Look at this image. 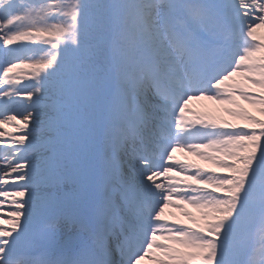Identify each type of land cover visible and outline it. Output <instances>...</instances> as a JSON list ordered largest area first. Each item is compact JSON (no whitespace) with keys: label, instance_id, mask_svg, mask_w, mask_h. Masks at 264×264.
Segmentation results:
<instances>
[{"label":"snow or ice","instance_id":"obj_1","mask_svg":"<svg viewBox=\"0 0 264 264\" xmlns=\"http://www.w3.org/2000/svg\"><path fill=\"white\" fill-rule=\"evenodd\" d=\"M258 29L264 0H0V264H264Z\"/></svg>","mask_w":264,"mask_h":264},{"label":"rangeland","instance_id":"obj_2","mask_svg":"<svg viewBox=\"0 0 264 264\" xmlns=\"http://www.w3.org/2000/svg\"><path fill=\"white\" fill-rule=\"evenodd\" d=\"M257 36L258 37H264V29H258L257 30ZM25 43V42H21ZM27 62V61H26ZM33 70L32 69H27V68H20L14 71L13 73H9L10 78H17L21 81L17 87H22L23 84L25 83H31L32 80L30 79L31 76H33ZM3 78L2 73H0V79ZM0 87H4V85L0 84ZM240 106L243 109H246L253 115L257 116L258 118L264 119V117L260 116L259 113V107H253L252 105H249L245 103L244 101H239ZM189 107L194 111L198 113H203V112H210L212 115L216 116L217 118H221L224 120H227L232 123L240 124L243 125L244 121L235 119L231 116H228L223 109L225 107H230L228 105H220L216 104L211 101L207 100H193ZM15 123V122H13ZM0 133H4L3 136H0V147H5L6 146V141L10 140V137L13 135H18L19 133L15 132V129L11 126H0ZM176 159L180 162L183 163H192L199 165L202 168L208 169L211 168L213 171L217 173L223 174V170L219 168H215L213 165L208 163L207 161L203 160L200 157L190 155L186 151H178L176 154ZM177 178H182V177H177ZM9 203L5 205V208L11 206V200L13 199L12 197L7 198ZM18 199V198H17ZM184 211L191 213L193 216H196L197 218L199 217L200 213L199 210L196 208L190 206V205H183ZM4 215H7L6 212L3 213ZM165 218L167 221L171 222L173 220H179L182 221L183 224L187 225L190 223V221L184 216V213L178 209L175 208H167L165 209ZM7 225H5L6 227ZM145 264H148L147 261H145Z\"/></svg>","mask_w":264,"mask_h":264}]
</instances>
